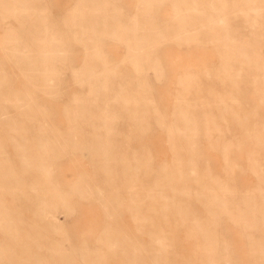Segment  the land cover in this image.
<instances>
[{
  "label": "bare ground",
  "instance_id": "obj_1",
  "mask_svg": "<svg viewBox=\"0 0 264 264\" xmlns=\"http://www.w3.org/2000/svg\"><path fill=\"white\" fill-rule=\"evenodd\" d=\"M11 2V8L6 7L8 0L1 2L5 9L2 15L29 17L33 21L31 24L37 27L31 29L29 24L23 32L41 46L36 55H29L25 52L27 43L15 41L20 38V31L5 28L4 41L14 42L8 47L11 53L5 56L22 68V72L35 73L38 77L35 78L44 86L12 88L7 84L11 80L7 78L8 71L3 61L0 62V151L5 149L1 138L7 135L4 140L11 143L16 154L14 158L0 159L1 193L9 194L12 199L10 203L0 199V229L10 241L21 242L19 247L0 242V264H244L236 255L230 256L228 247L219 245L212 237L215 222L205 223L197 216L183 215L186 209L180 197L187 196L196 200L207 198L214 209H223L237 217L245 229L256 231V223H264V217L257 221L256 203L246 198L249 194H243V202H236V189L239 188L233 183L235 181H222L209 172H205L203 179L198 178L200 171L197 168L202 158L196 151L193 137L187 142L181 140L180 148L177 143L170 142L174 163L157 164L158 170L153 171L151 149H138L140 143L130 140L129 133L123 134L125 138L120 135L128 120L139 138H144L150 127L144 125L142 115L130 107L126 94L118 89L109 95L110 92H104L105 86L96 85L109 79L83 76L94 73L91 67L72 70L76 74L75 81L87 83L89 87L82 95L75 94L63 107L67 126L62 129L49 123L56 111L52 104L50 107L38 98L41 95L48 100L45 92L57 94L53 89L65 80L61 77L63 69L56 68L55 60L60 57L69 21L57 22L56 28L49 32L47 19L39 9L28 6L30 0ZM260 47L255 44L239 48L247 66L264 68ZM39 65L43 67L39 68ZM257 78L252 79L254 86ZM34 80L26 78L27 82ZM262 80L264 82V77ZM39 87L43 91L38 90ZM57 96L62 97L59 93ZM256 96L264 104V86L257 89ZM117 100L119 108L113 104ZM10 107L18 109L16 117L8 111ZM253 115L256 116V110ZM246 117L241 120L245 122ZM254 121L253 125L243 124L244 133L227 139L222 147L228 173L237 166H230L233 160L227 158L230 144L240 150L250 145L246 162L255 177L257 174V190L264 195V132L256 133L264 131V124L256 126V119ZM50 131L56 134L55 137L48 135ZM184 145L186 150H183ZM73 154L87 157L91 167L78 170L75 180L67 186H52L51 165L57 166ZM71 167L75 166L72 164ZM254 191L256 193V186ZM58 206L63 207L67 214L65 218L73 214L75 217L84 207H96L103 219L95 226L98 228L103 224V227L93 234L92 227L87 228L81 240L77 243L75 239L73 243V238L53 213ZM22 208L30 210L33 216L29 226ZM126 211L132 220L130 229L123 227L122 217ZM184 218L190 219L188 234L197 240L187 256L178 251L175 235L178 236L176 225ZM245 241L251 245L261 239L250 235ZM88 242L97 246L89 248ZM247 251L250 255L248 264H256V246H249Z\"/></svg>",
  "mask_w": 264,
  "mask_h": 264
},
{
  "label": "rangeland",
  "instance_id": "obj_2",
  "mask_svg": "<svg viewBox=\"0 0 264 264\" xmlns=\"http://www.w3.org/2000/svg\"><path fill=\"white\" fill-rule=\"evenodd\" d=\"M2 1L7 0H0V62L3 61L8 71L7 78L11 79L7 84L16 89L44 86L40 79L35 78V73H28L26 69L27 72H22V68L5 56L11 53L8 47L14 45L13 41H4L5 28L20 31V38L15 41L26 42L28 47L25 52L29 55H36L41 45L34 43L23 32L30 25L31 29L37 27L32 25L33 21L24 15L4 17ZM30 1L28 6L39 9L40 14L47 19L49 32L56 28L57 22L69 21L65 27L60 57L55 60L56 68L63 69L61 77L65 80L53 90L62 97L53 92H45L48 100L41 95L38 98L50 107L52 104L56 111L49 123L62 129L67 126L63 107L75 94L82 95L89 87L87 83L76 82V74L72 70L91 67L94 73H85L83 76L109 79L107 82H97L96 85L105 86L104 92H110L109 95L118 89L126 94L130 107L142 115L143 124L150 127L146 136L139 138L135 136L137 132L128 120L120 135L125 138L123 134L129 133L130 140L140 143L138 149H151L150 153L154 157L153 171L158 170L157 164L174 163L175 156L170 142L177 143V148H180L181 140L187 142L193 137L196 151L202 158L197 168L200 171L198 178L203 179L205 172H209L222 181H235L233 183L239 188L236 189V202H243V194H249L246 198L256 203L257 221L264 217V195L257 190L259 179L257 174L255 177L245 157L250 145L240 150L230 144L227 158L233 160L230 166H237L234 169L232 167L233 171L228 173L229 167L222 147L227 139L244 133L241 128L243 124L253 125L254 119L256 126L264 124V104L256 96L257 89L264 86V68L247 66L239 49L242 45L258 44L264 61V0ZM11 3L8 0L6 7L11 8ZM96 53H99L98 57ZM42 67L39 65V68ZM255 76L258 77L256 86L252 83ZM26 78L35 80L27 82ZM37 89L43 91L42 87ZM118 102H113L116 108H119ZM17 110L10 107L8 111L16 117ZM255 110L256 116L253 115ZM245 116L246 121L243 122L241 119ZM120 122L124 120L121 118ZM260 132L264 131H256ZM53 134L52 131L48 133L50 137H55L56 134ZM5 137L7 135L1 138L5 149L0 151V159L14 158L16 154L11 143L5 142ZM186 149L184 145L183 150ZM90 167L87 157L73 154L57 166L51 165V185L67 186L75 180L78 170ZM255 186L256 193H253ZM1 191L0 199L10 203L11 196ZM180 198L186 209L183 215L189 214V218L197 216L205 223L215 222L212 237L219 245L228 247L230 256L236 255L239 262L248 264L250 255L247 250L249 246H256V264H264V223H256V231L245 229L236 220L237 217L223 209H214L207 198ZM58 208L53 213L61 227L63 225L71 235L73 243L75 239L77 243L81 240L87 228L92 227L93 234L103 227V224H99L98 228L95 226L96 222L103 219V214L96 207H84L75 217L73 214L66 218L63 207ZM22 211L29 226L33 216L30 210L22 208ZM189 218H184V221L176 225L178 236L175 233L178 251L186 256L197 243L195 237L188 234ZM122 222L125 229L133 227L129 211L124 213ZM5 235L0 229L2 244L21 246V242L10 241ZM250 235L260 238L261 242L248 245L245 239ZM88 245L91 248L95 244L88 242Z\"/></svg>",
  "mask_w": 264,
  "mask_h": 264
}]
</instances>
